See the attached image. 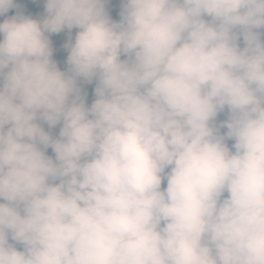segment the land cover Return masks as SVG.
<instances>
[{
  "label": "clouds",
  "instance_id": "1",
  "mask_svg": "<svg viewBox=\"0 0 264 264\" xmlns=\"http://www.w3.org/2000/svg\"><path fill=\"white\" fill-rule=\"evenodd\" d=\"M108 2L0 23V264H264V0Z\"/></svg>",
  "mask_w": 264,
  "mask_h": 264
},
{
  "label": "rangeland",
  "instance_id": "2",
  "mask_svg": "<svg viewBox=\"0 0 264 264\" xmlns=\"http://www.w3.org/2000/svg\"><path fill=\"white\" fill-rule=\"evenodd\" d=\"M16 5L18 6L17 8L10 9L8 13H6L4 16H0V21L3 22L4 19L10 18L11 16L15 15L16 12L19 10L25 15H29L32 18H38L41 19L44 14V8H43V3L44 0H36L35 3H33V0H15ZM264 31V30H261ZM74 29L71 31V33L68 32V30H64L60 34H56L54 39L52 40L53 42V60H55L58 64V67L61 68L63 71L67 70V50L63 47V45L68 41L69 35H71V38L74 41L75 36H73ZM241 46H243L242 38H241ZM125 57L122 56V59ZM83 93H86V103L88 105L91 104V102L94 99V88H95V82L92 84H87L83 81L79 82ZM226 119V114L221 113L220 116L218 117V122ZM46 130H49L47 125H43ZM59 125L55 129H51L50 131L52 132L53 135H58L59 133ZM226 131V129H222V132ZM231 147V146H229ZM48 155L54 157V153L52 152L51 149H48L47 152ZM162 186L166 187V181ZM3 202V201H0ZM18 250H22L18 246Z\"/></svg>",
  "mask_w": 264,
  "mask_h": 264
},
{
  "label": "trees",
  "instance_id": "3",
  "mask_svg": "<svg viewBox=\"0 0 264 264\" xmlns=\"http://www.w3.org/2000/svg\"><path fill=\"white\" fill-rule=\"evenodd\" d=\"M122 8V0H109L108 4L106 5V9L107 11L109 12V15L111 16V18L114 20V21H119L120 20V16H119V12ZM36 19V18H34ZM38 19V18H37ZM0 23H2L0 21ZM76 31L77 29H74V32H73V36H75L76 34ZM55 35H51L50 39L52 40V38H54ZM61 69V68H60ZM62 70V69H61ZM63 71V70H62ZM227 113V110H225V113L223 114H226ZM232 143H234L233 141H228V144L229 146L232 145ZM162 187H165V186H162Z\"/></svg>",
  "mask_w": 264,
  "mask_h": 264
}]
</instances>
